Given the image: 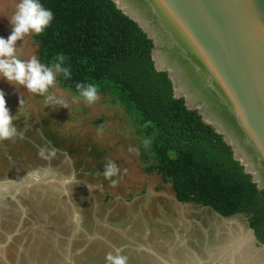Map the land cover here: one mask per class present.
Returning a JSON list of instances; mask_svg holds the SVG:
<instances>
[{"label":"rangeland","instance_id":"rangeland-1","mask_svg":"<svg viewBox=\"0 0 264 264\" xmlns=\"http://www.w3.org/2000/svg\"><path fill=\"white\" fill-rule=\"evenodd\" d=\"M19 2L0 0L4 39ZM34 35L16 42L20 59H39ZM59 75L49 91L68 108L0 78L10 114L18 116L13 123L24 131L23 140L0 141V264H106L118 249L128 264H264V244L246 215L213 221L221 216L177 202L171 185L150 172L157 161L118 89L99 85V100L88 105ZM52 148L54 156L40 155ZM108 160L121 169L115 187L102 175Z\"/></svg>","mask_w":264,"mask_h":264},{"label":"trees","instance_id":"trees-1","mask_svg":"<svg viewBox=\"0 0 264 264\" xmlns=\"http://www.w3.org/2000/svg\"><path fill=\"white\" fill-rule=\"evenodd\" d=\"M54 19L34 35L39 61L51 66L64 55L71 78L59 81L111 84L125 97L150 141L157 171L175 200L207 207L222 217L244 214L255 240L264 244V188L233 157L221 134L183 98H175L167 73L157 71L152 40L112 0H39Z\"/></svg>","mask_w":264,"mask_h":264},{"label":"water","instance_id":"water-1","mask_svg":"<svg viewBox=\"0 0 264 264\" xmlns=\"http://www.w3.org/2000/svg\"><path fill=\"white\" fill-rule=\"evenodd\" d=\"M152 40L175 98L264 188V0H112Z\"/></svg>","mask_w":264,"mask_h":264},{"label":"clouds","instance_id":"clouds-1","mask_svg":"<svg viewBox=\"0 0 264 264\" xmlns=\"http://www.w3.org/2000/svg\"><path fill=\"white\" fill-rule=\"evenodd\" d=\"M53 19L52 11L46 9L39 0H20L10 19L11 35L7 39L0 37V78H5L11 85L23 86L28 92L44 97L47 105L68 108L67 102L63 98H59L54 92L49 91L50 88L55 87L58 74H62L66 79L71 78L70 68L64 66L67 58L62 54L57 55L55 62L48 66L42 64L35 55L26 61L17 56L16 42L32 33L42 34ZM76 88L79 98H82L88 105L95 104L100 98L97 86L94 84L81 82L77 83ZM23 105L24 101L21 99L18 114ZM17 117L10 114L5 93L0 90V141L8 140L14 143L17 139L23 140L24 131H18L13 123ZM143 144L147 148L151 141L145 139ZM128 150L129 152L135 151L139 155L138 149L129 147ZM56 151L55 148L41 149L40 155L43 156L45 152H48L51 157L55 155ZM124 173H127V169H124ZM102 175L110 181L112 187H115L119 181L113 177H119L121 169L114 161L108 160L104 165ZM128 259L126 255L120 254L119 249L115 254L109 252L105 257L106 264H128Z\"/></svg>","mask_w":264,"mask_h":264},{"label":"crops","instance_id":"crops-1","mask_svg":"<svg viewBox=\"0 0 264 264\" xmlns=\"http://www.w3.org/2000/svg\"><path fill=\"white\" fill-rule=\"evenodd\" d=\"M201 207H202V206H201ZM212 211H213V210H212ZM215 213H216V212H215ZM218 215H219V214H218ZM235 216H236V215H235ZM221 217H222V216H221ZM221 217H220V218H219V217L216 218V216H213V217H212V220H213V221H217V220H219V219H222L223 221H226L227 219L231 218V217H227V218H226V217L221 218ZM232 217H233V216H232ZM250 230H251V229H250ZM251 233H252V236L254 237V235H253V231H252V230H251ZM217 236H218V235H217ZM254 239H255V237H254ZM227 252H229L228 249H227ZM242 253H243V254H242L243 257H244V258H245V257L247 258V254H246V252L243 251ZM192 254H195V256L198 255L197 250H196V251L194 250V252H192L191 255H192Z\"/></svg>","mask_w":264,"mask_h":264}]
</instances>
